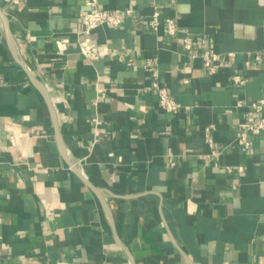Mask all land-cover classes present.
I'll return each instance as SVG.
<instances>
[{"label":"crops","instance_id":"crops-1","mask_svg":"<svg viewBox=\"0 0 264 264\" xmlns=\"http://www.w3.org/2000/svg\"><path fill=\"white\" fill-rule=\"evenodd\" d=\"M153 3L176 37L149 29ZM99 4L143 17L84 37L85 0H0V264H264V131L236 142V101L264 96V0ZM187 35L221 54L216 73ZM147 57L179 111L161 107Z\"/></svg>","mask_w":264,"mask_h":264},{"label":"built area","instance_id":"built-area-1","mask_svg":"<svg viewBox=\"0 0 264 264\" xmlns=\"http://www.w3.org/2000/svg\"><path fill=\"white\" fill-rule=\"evenodd\" d=\"M26 0H11L12 5L20 6ZM175 2L176 0H171ZM154 11L147 16V26L149 29L158 30L162 25L165 27L166 33L171 37H176L179 31V24L176 17L167 16L162 17L161 7L153 3ZM128 17H143L137 12L133 5H130L124 9L115 8L113 10L101 7L99 0H85V9L80 13V18L83 23V28L80 33L84 37L91 36L92 32L101 25H108L118 27ZM184 49L191 57H200L207 71L211 74L216 73L221 65V54L213 48H205L202 45L200 38H194L192 36H185L183 38ZM80 51L82 55L91 63L101 59L102 49L94 41L87 40L84 43H80ZM233 55V53H230ZM257 60H261V54L255 56ZM119 61L125 63L128 66H135V61L126 53L119 55ZM144 67L151 74V89L156 92L161 107L169 112L175 113L184 107L179 101H177L170 93L167 86L163 83L161 77V70L159 67V61L157 57H147L144 63ZM264 71V68H263ZM249 78L245 74L236 73L232 77V84L236 86L245 85ZM188 82V79H185ZM237 106H247L246 118L239 124V130L236 135V142L244 149H250L253 146V139L256 135H259L264 131V96L251 101L244 99H238L236 101ZM186 106L185 108H189ZM96 122L98 118L94 119ZM215 125H209L205 128L206 142L211 147V156H218L220 152L215 149V142L212 136V130ZM99 130H96L98 134ZM228 171H234L237 169L239 172H243L244 167L242 165L233 167L228 165Z\"/></svg>","mask_w":264,"mask_h":264}]
</instances>
